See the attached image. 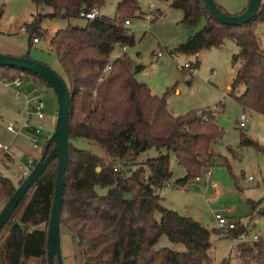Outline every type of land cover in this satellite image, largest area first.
<instances>
[{
  "label": "trees",
  "instance_id": "1",
  "mask_svg": "<svg viewBox=\"0 0 264 264\" xmlns=\"http://www.w3.org/2000/svg\"><path fill=\"white\" fill-rule=\"evenodd\" d=\"M171 1L173 7L182 9L183 22L206 20L175 51L196 54L203 48L220 47L227 40H234L240 47L234 64L242 63L231 85V95L245 108L264 113V48L257 34V25L264 18V2L261 0L260 9L250 22L231 26L216 19L203 0ZM33 2L49 11L39 12L33 22L25 23L31 44L44 17L79 18L83 12L100 9L105 0ZM141 13V0H121L115 17L100 14L94 19L85 18V25L59 28L50 39L67 75L64 80L71 95L61 232L64 228L75 237L79 264H210L215 228L211 230L201 221L165 207L160 191L171 183V153L186 170L183 177L172 182L178 188L195 182L204 170L216 165L231 167L227 157L214 149L224 135L216 112L193 109L175 114L168 105V92L156 94L136 78V72L144 66L134 70L127 51L113 60L109 72L103 71L117 46L135 45V36L125 20ZM199 64L197 61L191 71ZM20 73L23 72L17 68L0 66V76L6 79L12 80ZM26 74L47 84L38 75ZM240 85L245 90L237 94ZM77 138L105 148L113 164H106L89 149L75 146L72 140ZM242 141L254 144L247 136ZM153 147L158 155L141 162L140 155ZM57 169L56 158L0 229V264H29L32 258L48 264L47 235ZM17 187L11 178L0 173V207ZM262 202L263 199L249 200L252 213L264 215V206L259 208ZM232 219L235 228L229 229L226 237L237 238L245 225L240 219ZM163 235L185 249L157 247ZM236 251L241 264H264V237L239 242ZM54 264H59L56 253ZM221 264L230 263L224 259Z\"/></svg>",
  "mask_w": 264,
  "mask_h": 264
},
{
  "label": "rangeland",
  "instance_id": "2",
  "mask_svg": "<svg viewBox=\"0 0 264 264\" xmlns=\"http://www.w3.org/2000/svg\"><path fill=\"white\" fill-rule=\"evenodd\" d=\"M120 1L105 0L100 7L101 14L115 17ZM215 1L235 7L243 0ZM150 2L155 3L159 12L166 14V17L160 19L150 16ZM171 2V0H141V16L130 17L131 23L127 25L135 36V45L128 47L127 50L117 46L112 56L116 58L127 51L134 70L137 66H144L136 72V78L148 84L156 94L162 95L168 92V105L175 114H184L193 109L216 112L224 135L214 144V149L227 157L231 167L223 164L216 165L211 168V175L204 170L201 180L190 183L185 188L166 185L160 194L165 207L191 216L211 230L215 228L216 232L211 237L210 254L213 261L210 264H221L224 259H227L230 264H241L242 261L236 253V245L239 242L255 241L264 237V215L258 211L252 213L249 204L250 199L255 201L263 199L259 208L264 206V113L245 108L231 95V88H228L230 84L232 85L237 69L242 63L234 64V55L240 50L234 40L229 39L220 47L203 48L198 54L175 51L191 34L200 30L206 20L203 18L195 24L183 22L182 9L173 7ZM48 11V8L39 7L33 0H0V53L14 56L26 54L27 57L49 65L67 79L58 56L52 49L50 39L57 29L70 24L85 25L87 20L82 17L73 19L44 17L39 30L45 35L41 36L40 31L37 32L34 36H39L40 42L31 44V34L26 30L25 23L33 22L39 12L45 14ZM257 34L264 48V18L257 25ZM197 61L200 64L193 71L179 68L186 62L193 67ZM18 76L23 77L19 86L0 83V140L12 139V134L6 130L5 126L8 122L22 117L20 113L22 103L15 99V92L31 91L38 85L44 94L45 101V116L41 121L44 128L39 138L40 145L44 148L56 127L57 95L50 85L40 81L34 83L32 79L27 78L29 74L20 73ZM244 90L245 86L240 85L236 93L241 94ZM242 113L250 116V121L245 128L239 126ZM243 136L250 138L254 144H244ZM72 142L79 148L93 152L99 148L108 154L105 148L88 139L77 138ZM14 144L15 157L3 159L0 173L11 178L18 186L20 181H17L13 174L18 172L27 153L37 155L39 151L34 150L25 137H16ZM156 155L158 150L153 147L143 152L139 160L145 162L149 157ZM171 170L173 171L171 182H175L186 174L185 168L178 163L174 153H171ZM148 171L146 169V173ZM215 181L219 183V191H216L213 186ZM100 191L104 192L106 189H100ZM218 212L229 215L230 218L240 219L245 225L243 232L248 234L247 239L243 235L237 238L226 237L227 231L220 229L215 219V214ZM219 229L224 233H221ZM164 246L176 250L185 249L184 245L171 242L166 235H163L157 243V247ZM75 260L79 264L76 256ZM29 264L40 263L37 258H32Z\"/></svg>",
  "mask_w": 264,
  "mask_h": 264
},
{
  "label": "water",
  "instance_id": "3",
  "mask_svg": "<svg viewBox=\"0 0 264 264\" xmlns=\"http://www.w3.org/2000/svg\"><path fill=\"white\" fill-rule=\"evenodd\" d=\"M203 1L216 19L231 26H240L250 22L256 17L261 4V0H249V4L244 12L239 15H231L223 12L215 0ZM0 66L13 67L21 70L23 73L38 75L54 89L58 98V115L55 131L46 143L42 155L32 172L24 178L0 209V229L9 220L27 190L42 176L50 162L57 158L58 169L55 193L47 235L48 264H54L55 253L57 254L59 264H64L61 248V212L69 161L70 91L64 78L58 72L53 70L49 65L33 58L0 53ZM52 143L54 145L51 148Z\"/></svg>",
  "mask_w": 264,
  "mask_h": 264
},
{
  "label": "built area",
  "instance_id": "4",
  "mask_svg": "<svg viewBox=\"0 0 264 264\" xmlns=\"http://www.w3.org/2000/svg\"><path fill=\"white\" fill-rule=\"evenodd\" d=\"M149 9L150 13L149 15H153L155 17H158L160 19L166 17V15L159 12V10L156 7V4L153 2L149 3ZM101 14V11L98 7L93 8L89 12H83L81 15L82 17L86 19H94L97 16ZM131 22L130 20H125V24L129 25ZM34 43L40 42V37H34L33 38ZM127 46L123 47V50H127ZM161 55V53H159ZM115 59L114 56L111 57L110 61L105 65L103 71L104 73H107L112 68L113 60ZM181 70L185 69H191V64L189 62H186L184 65H181L179 67ZM22 76H16L12 80H7L4 77H0V83H3L5 85L15 84L16 86H19L22 82ZM27 78L32 79V76L29 75ZM34 89L31 91H16L14 94V97L16 100H19L22 103V108L20 109V113L22 115L21 119H17L14 121H10L6 124L5 128L6 130L12 134V139L9 141H1L0 140V166H3V159L6 157H12L14 158V152H13V146H14V139L18 136L25 137L27 140L30 141L31 146L34 150H38L39 152L37 155H34L33 153H27L25 159L22 161L21 165L19 166L18 172L16 174H13V177L17 181H23L24 178H26L27 175H29L33 168L35 167L38 158L41 156V153L43 152L44 148L40 145V134L44 128L41 121L43 120L45 116V101H44V94L42 93L41 88L36 85ZM250 121V116L247 113H242L239 119V126L241 128H245L247 126V123ZM208 174L211 173V169L206 171ZM201 179L199 177L197 180ZM168 185H173V183H169ZM213 186L216 191H219V183L213 182ZM215 219L217 222V225L220 229L228 231L229 229L235 228V222L232 218L229 217V215H225L223 213H216ZM240 235H243L245 239H247L248 234L245 232L241 233ZM257 238V237H256Z\"/></svg>",
  "mask_w": 264,
  "mask_h": 264
},
{
  "label": "crops",
  "instance_id": "5",
  "mask_svg": "<svg viewBox=\"0 0 264 264\" xmlns=\"http://www.w3.org/2000/svg\"><path fill=\"white\" fill-rule=\"evenodd\" d=\"M219 4L225 9V11L227 13H229L231 15H239L243 11H245V9L247 8V6L249 4V0H243V1H241V3L239 5H237L235 7H232L229 4L224 3V2L219 3ZM173 52H174V50H173ZM33 81H34V83H37V81L35 79H33ZM228 88L229 89L231 88V84L229 85ZM14 146H15V144H14ZM15 148L20 149L19 147H15ZM13 152H14V150H13ZM94 153H96L101 158H103L106 164H108V165L113 164V161L111 160L109 154L105 153L101 149H99V148L95 149ZM211 172H212V170H211ZM208 175H211V173ZM201 179H199V180H201ZM199 180H196V181H199ZM61 248H62V256L64 257L63 259L65 260L66 264H77V261L75 260V237L71 233L66 232V231L61 232Z\"/></svg>",
  "mask_w": 264,
  "mask_h": 264
}]
</instances>
